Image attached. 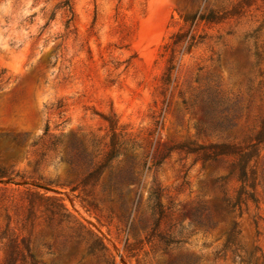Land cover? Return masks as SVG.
Masks as SVG:
<instances>
[{
    "label": "rangeland",
    "instance_id": "rangeland-1",
    "mask_svg": "<svg viewBox=\"0 0 264 264\" xmlns=\"http://www.w3.org/2000/svg\"><path fill=\"white\" fill-rule=\"evenodd\" d=\"M263 159L264 0H0V264H264Z\"/></svg>",
    "mask_w": 264,
    "mask_h": 264
},
{
    "label": "trees",
    "instance_id": "trees-1",
    "mask_svg": "<svg viewBox=\"0 0 264 264\" xmlns=\"http://www.w3.org/2000/svg\"><path fill=\"white\" fill-rule=\"evenodd\" d=\"M210 110H209V114H210ZM199 129V128H198ZM236 164V163H235ZM241 167H240V174L238 175V177H237V180H239V181H241V183H242V181H243V183L245 184V182H246V176H247V174H246V171H245V168H244V166H242V165H240ZM260 177H261V179L262 180H264V159H263V162H262V164H261V168H260ZM6 181H9L8 179L6 180ZM37 185V184H36ZM37 186H40V185H37ZM41 187V186H40Z\"/></svg>",
    "mask_w": 264,
    "mask_h": 264
}]
</instances>
